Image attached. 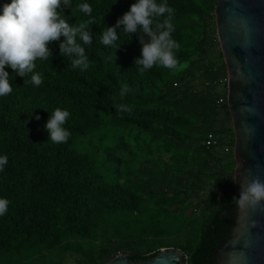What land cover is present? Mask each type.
<instances>
[{
	"label": "trees",
	"instance_id": "trees-1",
	"mask_svg": "<svg viewBox=\"0 0 264 264\" xmlns=\"http://www.w3.org/2000/svg\"><path fill=\"white\" fill-rule=\"evenodd\" d=\"M133 2L71 0L72 11L64 8L70 23H96L87 70L60 56L58 42L49 45L52 58L35 61L41 85L6 69L13 91L0 97V156H7L0 198L9 201L0 215V264H105L120 253L138 261L170 246L184 250L187 264H215L230 237L239 194L230 178L232 118L214 83L227 71L217 0H167L177 65L142 74L132 63L137 34L121 36L116 49L99 42L104 25ZM81 3L91 5V17ZM122 85L130 89L123 98ZM56 108L70 113L66 143L47 141L44 125ZM209 134L217 143H206Z\"/></svg>",
	"mask_w": 264,
	"mask_h": 264
},
{
	"label": "clouds",
	"instance_id": "clouds-1",
	"mask_svg": "<svg viewBox=\"0 0 264 264\" xmlns=\"http://www.w3.org/2000/svg\"><path fill=\"white\" fill-rule=\"evenodd\" d=\"M65 7L72 11L71 0H11V3L3 5L0 12V97L13 91L7 68L22 77L24 84L39 86L43 83L41 75L35 72V61H47L53 57L49 46L53 42H58L59 55L69 58L73 68L81 71L89 68L85 45L90 46L93 42L90 29L95 21L90 18L70 23L65 18ZM76 7L91 17V5L81 3ZM173 16L174 8L167 0H134L114 25H104L99 33V42L105 48L116 49L121 36L131 40L133 34H137L141 45L140 55L134 57L132 63L141 74L153 67L174 69L179 44L172 36L175 31ZM117 29H120L119 33ZM29 76V79H25ZM129 91L127 85H122L120 97L123 98ZM114 107L118 112L132 111L124 104H114ZM69 115L66 109L61 108L49 112L44 125L49 134L47 141L57 144L67 142L71 133L64 125ZM35 118L39 120L40 116L36 115ZM6 163L7 156H0V170ZM256 169V174H251L252 170L248 169V176L237 179L239 195L234 196L233 200L240 210L264 213V179L259 174V164ZM8 204L7 199L0 198V215L7 213ZM256 225L257 221L252 219L251 226Z\"/></svg>",
	"mask_w": 264,
	"mask_h": 264
},
{
	"label": "water",
	"instance_id": "water-1",
	"mask_svg": "<svg viewBox=\"0 0 264 264\" xmlns=\"http://www.w3.org/2000/svg\"><path fill=\"white\" fill-rule=\"evenodd\" d=\"M216 33L228 72V109L235 135L234 185L241 176L264 179V0H217ZM237 180V181H236ZM230 237L222 242L215 264H264V213L237 208ZM257 221L256 227L251 220ZM179 247H162L150 259L120 253L105 264H187Z\"/></svg>",
	"mask_w": 264,
	"mask_h": 264
},
{
	"label": "built area",
	"instance_id": "built-area-1",
	"mask_svg": "<svg viewBox=\"0 0 264 264\" xmlns=\"http://www.w3.org/2000/svg\"><path fill=\"white\" fill-rule=\"evenodd\" d=\"M214 83L219 87L220 91H221V95L219 97V99L217 100V102L219 104H224L227 103V96H228V72L226 71V73L224 75L219 76ZM211 84V82H206V85ZM206 143L209 144H215L217 143V138L214 134H209L208 140L206 141ZM229 147H225V151H229Z\"/></svg>",
	"mask_w": 264,
	"mask_h": 264
},
{
	"label": "rangeland",
	"instance_id": "rangeland-1",
	"mask_svg": "<svg viewBox=\"0 0 264 264\" xmlns=\"http://www.w3.org/2000/svg\"><path fill=\"white\" fill-rule=\"evenodd\" d=\"M198 216H199V218H200V217H201V214H199ZM62 256H63V255H62ZM59 258H60V256L57 255V257L55 258L54 261L58 260ZM65 258H66V257H65ZM67 258H68V257H67ZM66 260H67V259H66ZM63 264H66V261H65V260H64V263H63Z\"/></svg>",
	"mask_w": 264,
	"mask_h": 264
},
{
	"label": "crops",
	"instance_id": "crops-1",
	"mask_svg": "<svg viewBox=\"0 0 264 264\" xmlns=\"http://www.w3.org/2000/svg\"><path fill=\"white\" fill-rule=\"evenodd\" d=\"M231 177H232V180H233V182H234V175H231L230 178H231Z\"/></svg>",
	"mask_w": 264,
	"mask_h": 264
}]
</instances>
